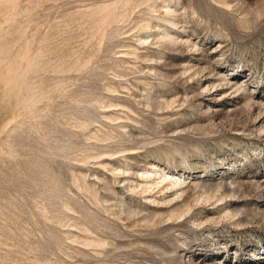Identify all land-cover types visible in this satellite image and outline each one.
Returning <instances> with one entry per match:
<instances>
[{
	"label": "rangeland",
	"instance_id": "1",
	"mask_svg": "<svg viewBox=\"0 0 264 264\" xmlns=\"http://www.w3.org/2000/svg\"><path fill=\"white\" fill-rule=\"evenodd\" d=\"M0 264H264V0H0Z\"/></svg>",
	"mask_w": 264,
	"mask_h": 264
}]
</instances>
